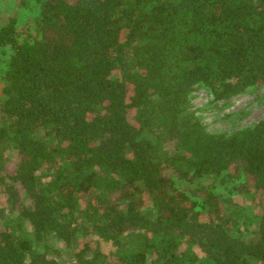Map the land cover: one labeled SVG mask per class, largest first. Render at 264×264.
Instances as JSON below:
<instances>
[{
  "label": "trees",
  "instance_id": "16d2710c",
  "mask_svg": "<svg viewBox=\"0 0 264 264\" xmlns=\"http://www.w3.org/2000/svg\"><path fill=\"white\" fill-rule=\"evenodd\" d=\"M37 1L0 29V264H264V120L192 105L264 86V0ZM220 176L259 199L245 224L176 184Z\"/></svg>",
  "mask_w": 264,
  "mask_h": 264
},
{
  "label": "rangeland",
  "instance_id": "374dc122",
  "mask_svg": "<svg viewBox=\"0 0 264 264\" xmlns=\"http://www.w3.org/2000/svg\"><path fill=\"white\" fill-rule=\"evenodd\" d=\"M40 2L30 1L21 6L18 0H0V29L4 27L12 17L18 20V31L21 37H25L29 28L35 23ZM10 54L9 48L0 50V99L2 97L1 73ZM192 105L201 122L209 132L233 133L247 127H252L264 120V86L249 88L245 93L235 96L227 101L214 102L212 94L204 86H197L192 94ZM179 190L195 196L201 200L199 191L202 187L213 189L224 201L226 207L233 212L242 213L241 223L245 224L247 217L259 211V199H253L251 195L241 190V181H232L228 177L201 179L198 183H187L176 179ZM6 196L0 187V211L9 214ZM206 216V215H202ZM62 244H58L61 246ZM102 250L110 254L111 246L102 244Z\"/></svg>",
  "mask_w": 264,
  "mask_h": 264
}]
</instances>
